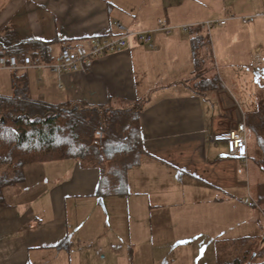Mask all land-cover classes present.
<instances>
[{"label": "crops", "instance_id": "0c3cea01", "mask_svg": "<svg viewBox=\"0 0 264 264\" xmlns=\"http://www.w3.org/2000/svg\"><path fill=\"white\" fill-rule=\"evenodd\" d=\"M201 1L0 2V26L18 19L8 27L19 40L48 42L44 53L54 60L62 47L83 39L121 35L115 22L124 31H150L154 45L129 38L128 46L91 58L73 72L8 70V95L16 71L32 99L123 112L108 121L112 130L123 127L137 106L143 153L126 171V193L100 197V172L91 163L74 161L75 172L65 181L55 173L37 174L40 164L65 159L24 165L23 181L2 189L0 264H131L137 241L182 246L189 249L190 264H217L262 246L251 228L259 220L257 209L243 208L247 197L239 190L249 188L250 176L259 171L250 158L252 138L247 134L248 154L240 157L213 136L245 122L241 104L247 82L232 73L229 80L226 72L254 70L260 60L254 55L263 50L256 34L264 30V19L249 22L252 8L239 12L241 19L213 17L212 10L204 15ZM159 19L173 27L170 33L156 30ZM200 36H207V47L193 43ZM15 46L24 55L39 51L32 43ZM32 76L40 86L37 93L31 92ZM205 78L211 84L217 78L219 85L206 88L199 84ZM240 211L245 216L240 218Z\"/></svg>", "mask_w": 264, "mask_h": 264}, {"label": "trees", "instance_id": "16d2710c", "mask_svg": "<svg viewBox=\"0 0 264 264\" xmlns=\"http://www.w3.org/2000/svg\"><path fill=\"white\" fill-rule=\"evenodd\" d=\"M13 32L8 27L0 32V56L14 55L20 63L24 53L17 51L15 45L32 43L39 48V51L31 52L32 56L40 57L45 63L57 60L44 53L48 42L18 40ZM192 40L207 47V36ZM199 74L202 75L200 71ZM12 76L13 93L0 94V200L4 187L23 181L24 165L61 159H78L97 166L99 197L125 194L126 171L138 164L143 153L137 118L139 108L132 107L124 126L118 131L112 130L108 121L114 123L123 112L117 110L110 115L79 103L32 99L19 82L23 76H17L16 71ZM208 81L200 79L199 84L205 83L206 88L219 85L217 78L214 84ZM245 122L256 140L250 158L264 172V86L257 94L255 110L246 115ZM253 253L246 251L217 264H264V248L255 252V256Z\"/></svg>", "mask_w": 264, "mask_h": 264}, {"label": "rangeland", "instance_id": "374dc122", "mask_svg": "<svg viewBox=\"0 0 264 264\" xmlns=\"http://www.w3.org/2000/svg\"><path fill=\"white\" fill-rule=\"evenodd\" d=\"M5 1H8V0H0V2H5ZM34 1H37V0H34ZM139 1L143 2L144 0H139ZM145 1L150 2L153 0H145ZM201 3L204 5V8L206 10V12H204V15H208V12L212 10V12L214 13L213 17H217V18L224 17L226 19L228 16L234 15L235 18L241 19V17H239L240 15L239 12L249 10L252 8L253 11H255L254 12L255 14H251L252 16H247V18L249 19V22H252L255 19L257 21L259 19H264V0H203L201 1ZM35 9L38 11V9L40 8H35ZM38 16L40 17V15ZM28 19H30V17ZM52 19H53V16L51 14L46 15V19H45L46 21L51 22ZM16 20L18 19L14 18L11 21V23H13V21L16 23ZM23 21L24 23H26L25 18ZM18 22L20 23L22 22V20L20 19ZM11 23L10 21L4 22V24L0 26V32L3 31L8 26L12 25ZM215 23L212 26V28L215 26ZM29 24H31L30 20H29ZM8 28H11V27H8ZM212 32L214 31L211 29L210 34ZM13 34L15 35L16 39L18 40L20 39L18 38L17 33L15 31L13 32ZM257 36H258V39H257ZM256 39L258 40L259 44L263 45V50L262 52L259 53L258 56L254 55V60L256 58L260 59L259 62L255 64L254 70L253 71L242 70V71H237V72H233V71L226 72V74H229L228 75L229 80H231L229 77L231 76V73H232V74H238L241 78L245 79L247 82V87L244 86L246 99L241 104V106L244 109V113L246 114L255 110L256 102H257V94L260 88L264 86V30L257 31ZM56 49L57 48H55V50ZM27 72L32 73V70H28ZM32 77L30 79L31 80V92L37 93L40 86L35 81V76H32ZM7 78L9 79V82H10L11 81L10 72L8 70L0 71V93L3 95H8L9 93V92L7 93V88H9L7 87V83H6V81L8 82ZM248 134L252 138V142H251L252 143L251 150H252L256 144V140L251 133H248ZM74 161L76 163H81V162L87 163L86 161H80L78 159H65L62 161H56V163H44V164H40V166H43V167H39L42 169L37 174L46 175V174L55 173L56 176L61 175L63 177L62 181H65L69 176L71 177L75 172L76 168L74 167L75 164H73ZM95 167L98 168L97 166ZM256 170H259V171H257L255 175L253 174L249 178V188H246V189L239 188L240 192L242 193L244 192L246 197L250 198L249 202L247 203L248 205H244L243 203L240 202V200H239V204L241 206L243 204V208L245 209L247 208L248 213L249 211H252V209H254L255 207L259 214V220L254 222L251 228L256 229L258 233L257 243H260L262 246L260 247V245H256L251 248H247V251L249 253L258 252L259 250L261 251V249L264 248V172L261 169H256ZM70 209L71 208L68 207L67 210L69 211ZM240 213H241L239 215L240 218L243 215L245 216V214H243L242 211H240ZM135 246H136V250H135L136 259L134 260V262H131V264H154L156 263V261H158V259H161L162 263L167 262V264H170V262L172 261H174L176 264H190L189 256H188L189 249L182 247V246L175 247V246H171L170 244L157 246V245H153L149 243L148 245H145L144 243L140 244V241H137ZM200 253H201V250L198 251L197 258H199ZM127 259H129L128 256H127ZM126 264H128V262H126Z\"/></svg>", "mask_w": 264, "mask_h": 264}, {"label": "built area", "instance_id": "2783aa9c", "mask_svg": "<svg viewBox=\"0 0 264 264\" xmlns=\"http://www.w3.org/2000/svg\"><path fill=\"white\" fill-rule=\"evenodd\" d=\"M228 19H235L234 15H230ZM247 18H242L243 22H246ZM220 24H225V20H220ZM115 26L122 31L121 35L104 38L94 37L83 39L80 43L74 47H64L60 50L58 58L54 62L45 63L38 56H32L25 54L22 61L19 63L16 56L12 55L6 57L0 56V69H7L14 71L17 69H47L52 73L59 72H73L79 69V67L87 62L91 58L102 56L108 52L118 51L129 45V38H133L139 42H146L150 47H153L150 31H124L123 26L119 22L114 23ZM213 24L212 21L205 23L206 27H210ZM186 28L187 26H181ZM173 27H171L166 20L159 19L157 22V29L170 33ZM247 134L248 128L244 121H241L237 126L227 132L217 134L213 136V140L222 141L225 143L227 152L232 156L246 157L247 150ZM250 198H246L245 202H249Z\"/></svg>", "mask_w": 264, "mask_h": 264}]
</instances>
